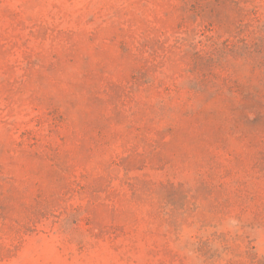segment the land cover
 <instances>
[{
	"label": "rangeland",
	"instance_id": "obj_1",
	"mask_svg": "<svg viewBox=\"0 0 264 264\" xmlns=\"http://www.w3.org/2000/svg\"><path fill=\"white\" fill-rule=\"evenodd\" d=\"M166 1L0 0V120L13 128L11 135L0 124V264H205L188 243L218 214L233 220L225 230L242 226L264 258V173L254 165L259 149L247 135V111L218 120L246 118L239 123L246 130H233L222 144L209 123L195 127L161 113L151 94L129 104L103 91L127 70L111 44L115 11L130 4L132 17L157 20ZM68 54L72 64L64 62ZM53 55L59 69L43 77L34 61L45 65ZM23 76L12 89L1 84ZM51 103L66 115L57 136L35 122ZM167 125L177 128L163 144ZM24 131L50 144L52 163L16 148ZM100 174L113 178L108 198L94 192ZM37 195L28 214L36 225L20 231Z\"/></svg>",
	"mask_w": 264,
	"mask_h": 264
},
{
	"label": "trees",
	"instance_id": "obj_2",
	"mask_svg": "<svg viewBox=\"0 0 264 264\" xmlns=\"http://www.w3.org/2000/svg\"><path fill=\"white\" fill-rule=\"evenodd\" d=\"M166 4L167 9L157 20L132 17V11L128 9L130 4H123L115 11L114 17H119L118 32L112 37L111 44L127 70L121 80L103 86V91H111L115 99H124L129 104L136 102V95L151 94L153 106L161 113L177 114L195 127L209 123L218 143L222 144L233 130H246L239 124H245L246 118L238 121L239 115L230 116L231 123L218 120L225 112H239L240 116L246 117L247 111V135L259 149V158L254 165L260 166L264 173V0H167ZM170 17L171 21L166 24ZM64 62L72 64V55H66ZM34 63L44 69L43 77L46 78L59 69V59L54 55L45 65L38 60ZM24 80L25 76L16 82L2 80L1 84L12 89L15 83L22 84ZM98 95L96 90L92 94L95 100ZM144 101L146 106L152 107L146 96ZM249 115L257 117L256 121ZM35 122L37 125L46 123L48 134L57 136L66 125V115L61 107L51 103L43 115L35 116ZM0 124L13 135L8 118L0 120ZM176 128L177 125H167L162 130L163 144L167 142L166 137L172 138ZM26 145L40 146L42 151L27 150ZM15 146L49 163L54 159L50 144L33 138L30 131L22 132ZM109 164L119 166L115 159ZM123 169L128 172L127 167L123 166ZM96 181L98 186L94 187V192L103 193L105 198L113 194V178L109 174L98 175ZM222 187V183L215 186L217 190ZM35 198L33 204L26 207L27 215L38 204V195ZM106 201L113 208L114 202ZM214 219L215 225L205 224L206 228L202 226V231L192 236L189 240L192 242L188 243L193 245L203 263L264 264V258L257 257L242 226L234 224L232 227L237 229L227 231L222 224L231 225L233 220L219 214ZM35 220V216L28 215L20 231L35 227ZM253 223L262 224L260 220ZM109 228L112 226L107 230ZM24 233L18 236L20 243L26 236ZM215 256L219 260H215Z\"/></svg>",
	"mask_w": 264,
	"mask_h": 264
}]
</instances>
